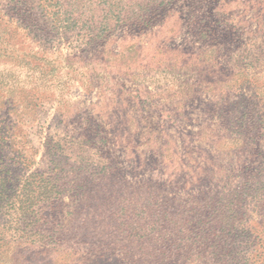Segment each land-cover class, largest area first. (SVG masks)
Segmentation results:
<instances>
[{"label":"rangeland","instance_id":"obj_1","mask_svg":"<svg viewBox=\"0 0 264 264\" xmlns=\"http://www.w3.org/2000/svg\"><path fill=\"white\" fill-rule=\"evenodd\" d=\"M0 157V264H264V0H0Z\"/></svg>","mask_w":264,"mask_h":264},{"label":"trees","instance_id":"obj_2","mask_svg":"<svg viewBox=\"0 0 264 264\" xmlns=\"http://www.w3.org/2000/svg\"><path fill=\"white\" fill-rule=\"evenodd\" d=\"M19 190V185H14V183L11 182L9 175H7L6 172L4 174L3 170L0 169V213L2 210H5L4 213L6 214V212H9L12 208L19 210L20 207H23L24 201L19 199ZM20 216L23 218V215ZM8 236L10 240L15 238L12 234H8ZM26 236V238H28V234H26Z\"/></svg>","mask_w":264,"mask_h":264}]
</instances>
